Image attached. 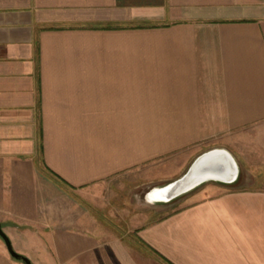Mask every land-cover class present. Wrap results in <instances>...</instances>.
Here are the masks:
<instances>
[{"label": "crops", "instance_id": "obj_1", "mask_svg": "<svg viewBox=\"0 0 264 264\" xmlns=\"http://www.w3.org/2000/svg\"><path fill=\"white\" fill-rule=\"evenodd\" d=\"M217 151L132 236L83 205ZM0 223L32 264H264V0H0Z\"/></svg>", "mask_w": 264, "mask_h": 264}, {"label": "rangeland", "instance_id": "obj_2", "mask_svg": "<svg viewBox=\"0 0 264 264\" xmlns=\"http://www.w3.org/2000/svg\"><path fill=\"white\" fill-rule=\"evenodd\" d=\"M144 172L143 169L132 171L100 183L88 199L82 197L84 207L103 228L125 237L132 236L145 223L161 219L178 209V206H166L167 202L162 204L147 199L159 187L144 182Z\"/></svg>", "mask_w": 264, "mask_h": 264}, {"label": "water", "instance_id": "obj_3", "mask_svg": "<svg viewBox=\"0 0 264 264\" xmlns=\"http://www.w3.org/2000/svg\"><path fill=\"white\" fill-rule=\"evenodd\" d=\"M219 153V158H216L217 160H212L208 156L209 153L198 159L181 179L170 185L171 189L169 194L172 195V197H175L183 192L188 191L196 183L202 182L206 179L228 177L229 170L232 167V161H230L232 158L226 152ZM220 162H222L224 166L219 165ZM0 237L5 242L8 252L15 260L21 261L24 264H32V262L27 257L17 253L14 250L11 240L2 229L1 223Z\"/></svg>", "mask_w": 264, "mask_h": 264}, {"label": "bare ground", "instance_id": "obj_4", "mask_svg": "<svg viewBox=\"0 0 264 264\" xmlns=\"http://www.w3.org/2000/svg\"><path fill=\"white\" fill-rule=\"evenodd\" d=\"M219 152H211L208 154V156L212 159V160H217L216 158H219ZM207 156V157H208ZM230 161H232V165L235 166L234 161L231 159ZM222 165V164H220ZM232 173L236 172V167H233L231 169ZM231 171L229 170L228 174H231ZM237 178V177H236ZM218 179V178H217ZM219 179H223V178H219ZM229 181V180H228ZM170 189L171 186L169 185V187H165V188H160V189H155L150 193V201H167L170 197H172V195H170Z\"/></svg>", "mask_w": 264, "mask_h": 264}]
</instances>
